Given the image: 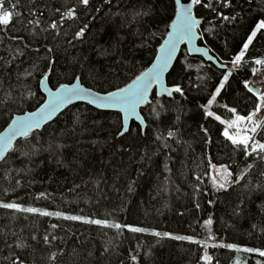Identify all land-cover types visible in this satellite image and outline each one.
<instances>
[{"label":"trees","instance_id":"16d2710c","mask_svg":"<svg viewBox=\"0 0 264 264\" xmlns=\"http://www.w3.org/2000/svg\"><path fill=\"white\" fill-rule=\"evenodd\" d=\"M208 2L195 6L201 21L198 44L224 67L190 55L182 45L166 82L180 86L184 95H159L154 88L140 108L144 128L131 120L130 133L122 137L119 111L78 102L27 140L15 141L0 162V203L38 211L0 208V264H208L205 254L211 264H264L259 255L264 251V164L257 161L237 183L252 158L225 139L226 125L206 115L211 110L230 121L229 108L245 116L255 110L257 99L244 84L252 77L253 60L264 56V30L242 65H231L264 20V0H231V7L211 0V8ZM14 4L18 7L12 9ZM5 7L21 15L0 26V132L16 115L45 102L44 79L52 89L77 79L100 93L126 87L152 64L176 12L175 0H90L89 7L80 0H5ZM71 8L76 18H64L57 35L50 25ZM144 12L148 15L136 16ZM223 15L235 19L225 21ZM32 19H39L38 27L28 23ZM81 29L85 35L78 38ZM169 131L175 137L168 138ZM161 134L168 147L157 139ZM259 139L264 142V129ZM212 164L233 173L226 191L212 182ZM130 227L147 231L133 233ZM21 242L25 247H17Z\"/></svg>","mask_w":264,"mask_h":264},{"label":"snow or ice","instance_id":"6c2138e0","mask_svg":"<svg viewBox=\"0 0 264 264\" xmlns=\"http://www.w3.org/2000/svg\"><path fill=\"white\" fill-rule=\"evenodd\" d=\"M221 4H224L228 7H231V0H219ZM80 3L85 6H90V0H80ZM105 3L111 4L112 0H105ZM193 4L199 5L202 3V0H192ZM175 4L177 6V11L175 12L176 20L172 23L171 28L172 31L168 33V39L164 42V45L160 49V55L155 57L156 63L152 65L147 71L143 72L139 76H137L131 83L127 85V87L121 88L119 91L110 92L106 96H97L94 101L97 103L98 107H118L120 111L125 113V127L122 131L119 132L120 136H125L126 133H130V129L127 127V118L136 113L137 107L141 104H144L148 101L149 89L153 86L159 87L161 93H167L169 97L173 96V93H178L181 96L184 95L183 89L180 86L173 87H165L164 85V72L168 68L169 64L172 61L173 55L176 52L177 46L181 42H188L195 40L197 38L196 29L200 24V20L196 19L192 15V11L190 7H186L181 4V0H175ZM206 7H212V2L209 0ZM18 7V4H14L11 6L12 9ZM214 10V9H213ZM59 11V9H57ZM15 16H20L21 13L14 12L13 10H9V8L5 7V0H0V26H8L12 23ZM35 16V13H32ZM148 15L147 12L137 13L136 16ZM222 15V14H221ZM136 16L133 17V22H135ZM64 18L67 19H75L76 18V9L71 8L68 11L61 14V21L53 22L50 27L51 29L56 31V34L59 35V26H62V20ZM222 18L225 21H229L230 19H235V17H229L227 15H223ZM29 24L39 26V19H32L28 21ZM261 30H264V20H261L258 25H256L255 30L251 32V34L247 37L246 43L243 44V50L239 52L238 55L235 56L232 63L234 65H242V62L245 58V54L249 49V46L253 43V40L256 39L257 33H260ZM78 38H82L85 35L84 29H81L75 34ZM49 52L52 49H48ZM197 51H201L197 49ZM203 55L208 56L207 52H203ZM208 59L211 60L212 57L208 56ZM256 64H264V60H256ZM232 73L229 72L227 75L223 77V82L219 84V87L216 88L215 94L208 101V109L211 108L212 104L215 103L216 97L220 95L221 90L224 88L225 83H227L229 76ZM253 74H255V70H253ZM244 87L256 96L258 100V104L254 111H252L247 116L236 114L235 108H229L228 111L234 114V119L230 121H225L221 119L220 116L215 115L211 110H206V115L208 117H213L215 120L219 121L221 124L226 125L225 130L223 131V136L227 141H230L231 144L239 151L244 153L245 158H252V162L247 165V167L241 172L236 182L239 183L240 180L245 179L248 176L252 169L257 166L256 162L259 161L260 164H264V142L256 139L255 137L258 135L260 129V123L255 119L258 113L262 108H264V93H256L253 88L249 87L247 83L244 84ZM85 90L73 86L69 87L68 85H63L60 87L59 91L56 93H49L50 99L47 104H45L38 112L29 113L26 116H17L15 119L11 121V125L8 130L0 136V162L6 161V154L9 150H14V141L17 137H23L25 140L29 138L30 133L33 129H39L41 124L47 122L49 118L60 108L62 105H66L69 101H71L74 97H79L84 93ZM163 108V105L160 106ZM159 113H157V117ZM244 124L245 127L241 128V125ZM236 128L237 132L235 134L230 133L228 129ZM205 133L207 129H204ZM168 138L175 137V133L169 131L167 133ZM158 140L164 141V147H168L167 138L163 137V134L157 137ZM215 168V165H213ZM222 178L224 182L217 183L216 178L213 177V182L216 185L217 189L227 190V187L231 185L232 180L230 179L233 176V173L228 170L227 166H223L222 169ZM264 176V172L260 173ZM199 179V177H197ZM260 188V185L256 186ZM0 208L5 209H15L17 211H28V212H37V209L29 208L22 209L17 204L14 203H0ZM40 215L50 216L53 213L49 212H40ZM55 215L59 216V213ZM64 219L67 220H82V217L78 216H66ZM83 222L88 224H96L104 227H111L117 230H120L122 225L120 224H108L106 221L101 220H91L84 219ZM211 224L212 221L209 220L207 222ZM53 228L56 225L52 226ZM129 231L133 233H143L147 230L139 227H130ZM151 235L155 237H163L170 236L168 233H160V232H151ZM176 240H189L192 243L199 244V241L192 240L191 237L185 236H174L170 237ZM35 239V237H33ZM44 241L46 243L49 242V237L44 236ZM223 246V245H222ZM17 247L23 248L25 245L23 242L17 245ZM215 247V245H213ZM228 248H233V245H227ZM246 252H252L253 249H244ZM260 256H264V251L259 252ZM52 260L56 259V255L53 254L51 257ZM133 260H136V257H132ZM204 260L211 264V257L207 254L204 256ZM14 264H19L18 261L14 262Z\"/></svg>","mask_w":264,"mask_h":264},{"label":"water","instance_id":"95a60500","mask_svg":"<svg viewBox=\"0 0 264 264\" xmlns=\"http://www.w3.org/2000/svg\"><path fill=\"white\" fill-rule=\"evenodd\" d=\"M181 4L182 5H184V6H186V7H190L191 8V11H192V15L196 18V16H195V5L196 4H193L192 3V0H181ZM176 11H177V6H176ZM197 19V18H196ZM175 20H176V15H175V18H174V20H173V22L172 23H174L175 22ZM172 23H171V25H172ZM200 24H201V21H200ZM200 24L198 25V27H197V29H196V32H197V38L195 39V40H193V41H191V43H188V42H181L178 46H177V49H176V52H175V54L173 55V58H172V61H171V63L169 64V66H168V68L165 70V72H164V76H163V80H164V85H165V87H168L167 86V82H166V77H167V74H168V72L170 71V69L172 68V66H173V64H174V62H175V60H176V58H177V56H178V54H179V51H180V49H181V47H182V45H184V44H186V46H187V48H188V51H189V53H190V55H192V56H200V57H203L205 60H207V61H209V62H211V63H213V64H215L217 67H219V68H223L224 66H222L211 54H210V52H209V50L206 48V47H203V46H200L199 44H198V40H199V33H198V28H199V26H200ZM171 25H170V28H169V32H171L172 31V28H171ZM168 32V33H169ZM168 39V34H167V36H166V38H165V40L163 41V43L161 44V46L158 48V52H157V55L156 56H159L161 53H160V49H161V47L164 45V42L166 41ZM197 49H200L201 51H197ZM203 52H207L208 53V56H211L212 57V59L211 60H209L208 59V56H205V55H203ZM156 63V60L154 59V61L152 62V64L145 70V71H147L149 68H151L152 67V65L153 64H155ZM144 71V72H145ZM69 87H73V86H77V87H80V88H82V89H84L85 90V92L84 93H82V95L81 96H79V97H74L71 101H69L66 105H62L60 108H58L57 109V111L49 118V120L47 121V122H44V123H42L41 124V126H40V128L39 129H41V128H43L48 122H50L51 120H53L65 107H67L68 105H70V104H72V103H78V102H82V103H85V104H89V105H91V106H93V107H95V108H97V109H101V110H105V111H108V110H116V111H119L121 114H122V130L124 129V127H125V113L124 112H122V111H120L119 110V108L118 107H98L97 106V103H95V102H93L94 101V99H95V97H97V96H106V95H108V93H100V92H96V91H94V90H92V89H90V88H87V87H85V86H83V84L77 79L75 82H73L72 84H67ZM127 87V86H126ZM154 88H156V90H157V92H158V94L159 95H167V93H161V91H160V89H159V87H157V86H153L152 88H150L149 89V95H148V100H149V97H150V95H151V93H152V91H153V89ZM168 88H170V87H168ZM59 89H60V87L59 88H57V89H52L50 86H49V84H48V82H47V80H43L42 82H41V90H42V93L45 95V97H46V100H45V102L37 109V110H34V111H32V112H26V113H24V114H20V115H16L13 119H15L17 116H26V115H28L29 113H34V112H38L39 110H40V108H42L45 104H47L48 102H49V99L51 98L50 97V95H49V93L51 92V93H56L57 91H59ZM120 90V89H119ZM119 90H116V91H119ZM116 91H113V92H116ZM254 91L256 92V93H258V91H257V89H254ZM168 96V95H167ZM146 103V102H145ZM144 103V104H145ZM144 104H141V105H139L138 107H137V111H136V113L135 114H133V115H131V116H129L128 118H127V127L129 128V126H130V123H131V120H135L141 127H145V125H146V123H145V120H144V118H143V116H142V114H141V112H140V108L144 105ZM12 119V120H13ZM11 120V121H12ZM11 125V122L9 123V125L4 129V130H2L1 132H0V136H2L7 130H8V128H9V126ZM34 130H36V129H33V131ZM18 138H20V137H17L16 139H15V141L18 139ZM15 141H14V143H15Z\"/></svg>","mask_w":264,"mask_h":264},{"label":"rangeland","instance_id":"374dc122","mask_svg":"<svg viewBox=\"0 0 264 264\" xmlns=\"http://www.w3.org/2000/svg\"><path fill=\"white\" fill-rule=\"evenodd\" d=\"M231 67L233 68V69H235L236 67H237V65H234L233 63H232V65H231ZM232 70V69H231ZM253 70H255V74H253ZM253 70H252V77H251V79L249 80V82L251 81H254V82H256V83H259V87L260 88H263L264 87V78H261V77H263V76H261L257 71H256V66L253 64ZM258 77V78H257ZM257 79H260V80H257ZM217 98V97H216ZM259 102H258V100H257V104H258ZM213 105V104H212ZM212 107V106H211ZM239 115V114H238ZM247 116V115H246ZM233 119H234V117H233ZM255 119L256 120H258L259 121V123H260V129L262 128V126H263V124L262 123H264V108H262L261 110H260V112L258 113V115H257V117H255ZM244 127H245V125H244ZM225 130V129H224ZM231 130V132L232 133H236L237 132V129L236 128H231L230 129ZM260 132V131H259ZM213 165L214 164H212L211 165V179H212V182H213V177H215L216 178V182L217 183H221V182H224V179L222 178V171H221V169H222V167L223 166H217V165H215V168H213ZM214 183V182H213Z\"/></svg>","mask_w":264,"mask_h":264},{"label":"built area","instance_id":"2783aa9c","mask_svg":"<svg viewBox=\"0 0 264 264\" xmlns=\"http://www.w3.org/2000/svg\"><path fill=\"white\" fill-rule=\"evenodd\" d=\"M256 60H258V59H256ZM255 60V61H256ZM259 60H264V58H259ZM255 66H256V71L261 75V76H263V77H261V78H264V69H260L259 68V66H260V64H256L255 63ZM258 78V77H257ZM257 80H260V79H257ZM248 85H249V87H251V88H255V89H258L259 90V93H264V87L263 88H260L259 87V83H256V82H254V81H250L249 83H248Z\"/></svg>","mask_w":264,"mask_h":264},{"label":"bare ground","instance_id":"6f19581e","mask_svg":"<svg viewBox=\"0 0 264 264\" xmlns=\"http://www.w3.org/2000/svg\"><path fill=\"white\" fill-rule=\"evenodd\" d=\"M259 68H260V69H264V64H260ZM243 127H244V124L241 125V128H243ZM230 133H231V132H230ZM233 134H235V133H233Z\"/></svg>","mask_w":264,"mask_h":264}]
</instances>
